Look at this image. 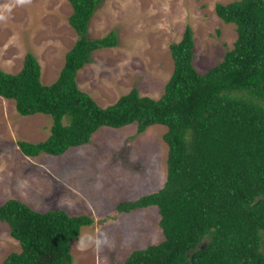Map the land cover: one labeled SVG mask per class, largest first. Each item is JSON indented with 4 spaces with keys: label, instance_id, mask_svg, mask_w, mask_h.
I'll list each match as a JSON object with an SVG mask.
<instances>
[{
    "label": "trees",
    "instance_id": "16d2710c",
    "mask_svg": "<svg viewBox=\"0 0 264 264\" xmlns=\"http://www.w3.org/2000/svg\"><path fill=\"white\" fill-rule=\"evenodd\" d=\"M103 1L69 0L68 24L78 39L53 84L41 83V66L31 54L17 74L0 71L1 98L13 101L20 116L51 121L46 140L20 141L19 150L28 158L60 157L88 145L104 127L136 124L137 136L164 126L163 187L116 208H156L163 240L118 264H264V0L215 5L216 16L234 25L237 35L218 65L196 70L193 32L186 26L170 45L173 71L161 97L140 96L133 88L106 108L76 81L93 52L117 46L114 34L87 37ZM0 221L20 248L2 264H73L71 243L94 222L62 210L37 212L15 199L0 206Z\"/></svg>",
    "mask_w": 264,
    "mask_h": 264
},
{
    "label": "rangeland",
    "instance_id": "374dc122",
    "mask_svg": "<svg viewBox=\"0 0 264 264\" xmlns=\"http://www.w3.org/2000/svg\"><path fill=\"white\" fill-rule=\"evenodd\" d=\"M235 0H104L91 18L87 37L110 34L117 46L91 55L76 76L78 87L106 108L136 88L140 96L159 99L172 71L170 45L186 26L194 40L193 65L200 73L218 65L232 49L235 26L215 15V5ZM69 0H0V71L17 74L27 54L41 66V83L53 84L78 36L68 24ZM45 115L20 116L15 103L0 99V206L15 199L37 212L65 211L89 216L93 224L80 237L103 233L100 250L71 243L73 264H118L135 250L163 240L156 208L119 213L122 202L158 192L166 180V127L153 125L135 136L136 124L101 128L88 145L60 157L28 158L20 141L43 142L49 136ZM9 227L0 221V264L19 253Z\"/></svg>",
    "mask_w": 264,
    "mask_h": 264
},
{
    "label": "clouds",
    "instance_id": "9594fccd",
    "mask_svg": "<svg viewBox=\"0 0 264 264\" xmlns=\"http://www.w3.org/2000/svg\"><path fill=\"white\" fill-rule=\"evenodd\" d=\"M1 99H3V98H1ZM108 243H109V241L103 233L86 234V235L78 238V242H77V244L81 250H86L89 247H94L96 250H100L103 246L107 245Z\"/></svg>",
    "mask_w": 264,
    "mask_h": 264
},
{
    "label": "crops",
    "instance_id": "0c3cea01",
    "mask_svg": "<svg viewBox=\"0 0 264 264\" xmlns=\"http://www.w3.org/2000/svg\"><path fill=\"white\" fill-rule=\"evenodd\" d=\"M1 99V98H0Z\"/></svg>",
    "mask_w": 264,
    "mask_h": 264
}]
</instances>
